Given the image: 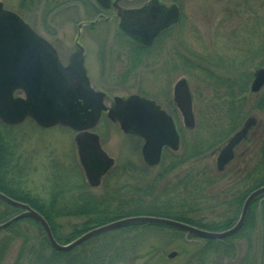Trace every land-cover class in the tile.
I'll return each instance as SVG.
<instances>
[{"label":"rangeland","instance_id":"rangeland-1","mask_svg":"<svg viewBox=\"0 0 264 264\" xmlns=\"http://www.w3.org/2000/svg\"><path fill=\"white\" fill-rule=\"evenodd\" d=\"M1 1L49 40L64 64L78 42V47L84 48L85 66L91 85L105 93L107 105L113 104L116 96L126 98L139 94L156 100L170 112L182 136L180 149L168 150L170 153L188 154L200 140L207 142L211 136L210 128L214 127L218 117L223 116V108L216 104L220 101L217 95L225 92V88L212 82L203 67L227 76L239 64L241 67L247 66L252 72L259 66L257 64L264 62V56L257 58L256 63L250 60V54L258 48L263 27L258 18L260 0H179L177 3L182 6L180 22L145 51L139 50L121 36L115 22L111 26L106 22H98L92 29L84 26L79 34V23H88L92 16L84 15L82 11L76 13L70 8L72 1ZM129 3L138 4V1ZM180 78L189 81L194 95L196 125L192 129L186 128L173 102V87ZM247 96L251 98L249 93ZM257 109L248 115L250 121H254L250 131L252 135L237 146L234 160L225 169L220 171L217 161L219 149L224 145L221 143L216 148L205 150L203 155L192 157L189 163L161 179L154 193L177 197L167 192L166 185L176 182L177 176L185 170L192 167L203 169L208 176L221 178L205 190L203 195L207 202L200 205L198 212L190 215L203 217L204 221L221 220L227 207L220 205L217 195L233 184L230 176H244L250 164L259 157L260 143H254ZM260 110L264 113V107ZM11 127L14 128H9L8 138L14 152L15 166L11 169L10 177L14 181L24 184L25 188L46 202L54 193L79 182L88 186V190L93 193L103 192L107 176L100 185H89L72 129L62 125L44 128L31 119ZM94 131L100 135L104 150L115 159L109 174L122 166L136 168L145 164L141 154L142 140L125 134L118 122H112L104 115ZM246 148L248 150L242 155ZM159 170L160 165L150 167L147 180H155ZM68 192L65 191L61 204L70 200ZM162 198L167 197L163 195ZM258 215L257 229L245 231L234 238V246L230 250L225 248L228 243L223 242L217 245L219 248H210L197 254V250L206 245V241L200 237L184 234L182 238L170 231L163 233L142 229H116L97 236L98 239L88 243L85 248L87 252L92 251L90 254L109 251L117 259L115 264H263L261 247L264 245V213L261 214L260 210ZM83 220L84 217L58 218L61 224L59 233L63 236L69 234L72 227L80 225ZM27 225L34 237L41 235L36 225L29 222ZM41 231L44 233L43 229ZM9 233L5 228L1 230L2 236ZM19 244V240L12 242L2 264H14ZM172 252L176 254L170 257Z\"/></svg>","mask_w":264,"mask_h":264},{"label":"water","instance_id":"water-1","mask_svg":"<svg viewBox=\"0 0 264 264\" xmlns=\"http://www.w3.org/2000/svg\"><path fill=\"white\" fill-rule=\"evenodd\" d=\"M120 15L123 32L149 46L162 30L178 22L180 11L176 5L165 8L158 0H151L139 9L125 10ZM81 55L82 48L78 47L68 64L64 65L55 47L0 1V120L7 125H17L30 118L44 128L60 124L76 131L79 160L91 186L100 185L114 165V158L102 148L99 135L92 131L103 111H107L112 121L119 123L124 133L144 140L141 153L147 165H158L164 148L179 149L180 133L165 109L155 100L138 94L126 98L116 96L113 105L108 107L105 93L91 86ZM263 85L264 67L254 71L251 91L256 93ZM174 101L185 126L194 127L193 97L186 78L176 82ZM243 134V131L237 132L223 147L218 156L220 166L232 160L234 147L242 140ZM263 194L264 185L253 190L246 197L237 221L222 231H211L167 217L134 215L92 228L63 244L56 240L40 212L0 191V199L21 209L17 215L0 223V229L22 218H33L43 228L50 246L62 252L70 251L100 234L134 224L169 226L183 230L187 235L223 239L243 227L251 204ZM175 254L172 252L170 257Z\"/></svg>","mask_w":264,"mask_h":264},{"label":"trees","instance_id":"trees-1","mask_svg":"<svg viewBox=\"0 0 264 264\" xmlns=\"http://www.w3.org/2000/svg\"><path fill=\"white\" fill-rule=\"evenodd\" d=\"M262 19L263 27L260 36H262L263 44L259 41L258 48L250 54L252 56L250 60H254L255 63L257 58L264 56V17ZM260 51L262 52L261 54ZM263 64L264 62H261L257 66L261 67L260 65ZM197 67L202 68L201 65H197ZM203 69L211 77L212 82L223 85L225 88V92L217 95V99L220 101L216 104L217 106L219 105V108H223V116L218 117L216 122H214V127L210 128L211 136L207 142L200 140L193 146L190 153H170L166 150L155 180H147V171L150 167L145 164L136 168L122 166L104 179V188L101 194L89 191L88 186L79 182L74 184V186L54 193L51 195L50 200L46 202L40 196L25 188L24 184L16 182L10 177L15 161L14 152L8 138V130L14 127L7 126L0 121V191L13 199L28 203L40 212L48 221L56 240L63 244L71 242L92 228L134 215L167 217L211 231H222L230 228L238 219L236 216H239L243 202L248 194L264 185V139L260 146L259 157L254 160L253 164L251 163L252 165L250 164L249 169L245 171V174L243 173L244 176L240 178L238 177L240 174L230 176L233 184L217 195V199H220V205L227 207L226 214L219 221H204L203 217H192L190 215V213L198 212L201 208L200 205L207 202L206 197L203 195L205 190L213 186L221 178L210 177L203 169L192 167L185 170L183 174L177 176L176 182H170V184L166 185L167 192L170 194L174 193L177 197L154 193L161 179L189 163L192 157L203 155L205 150L216 148L221 143L225 144L236 131L242 129V124H244L253 110L264 107V91L261 103L256 98V93H251L250 91L254 71L251 72L247 66L241 67V64H239L235 67L234 72L227 76L221 75L218 71L211 68L203 67ZM247 93L251 96L250 99ZM205 146L207 147L205 148ZM230 163L224 167H219L220 171L225 169ZM242 186L244 187L241 188ZM66 190H69L70 200L61 204V198L64 197ZM163 195L167 198L163 199ZM259 202L260 199H256L252 203L243 227L235 235L225 239H203L206 241V245L198 249L197 254L210 248L218 247L217 245L223 242L228 243L225 248L230 250L234 246V238L239 237L245 231L256 230L259 211L261 210V214L262 212L264 213V196L260 205ZM19 212L20 208L0 199V223L10 219ZM64 216L84 217V220L80 225H74L71 232L63 236L59 233L61 224L58 222V218ZM27 222L36 225L41 235L34 237ZM5 229L10 233L2 236V229L0 230V264H2L12 246V242L15 240H19L20 244L14 264H115L117 262L116 257L111 255L109 251H104L103 253L93 252L92 254H90L92 251L87 252L88 250H86L85 246L98 239L97 236L70 251L61 252L49 245L45 234L41 231L42 227L32 218H22ZM138 229L143 231H170L172 234L182 238H184V234L186 236L183 230L157 224H134L121 227L118 230L131 231ZM194 236L193 234L189 235V237ZM261 252L263 253L264 264L263 244Z\"/></svg>","mask_w":264,"mask_h":264},{"label":"flooded vegetation","instance_id":"flooded-vegetation-1","mask_svg":"<svg viewBox=\"0 0 264 264\" xmlns=\"http://www.w3.org/2000/svg\"><path fill=\"white\" fill-rule=\"evenodd\" d=\"M38 1H46L47 2V1H50V0H38ZM66 1H72L73 2V5H71L70 8L72 10H74L76 13H79V12L82 11V12H84V15L88 14L89 16H92V19L89 20L88 23L87 22L79 23V26H78L79 27V29H78L79 30V34H80L81 29L84 26H88V28L90 26V29H92L98 22H103V23L106 22L108 25L110 24V26L112 25L111 23L115 22L119 34L121 36H123L125 39H127L130 42V44H133L135 47H137L141 51H145V50H148L149 48H152V46L156 44V42L158 41V39L161 36L167 34L174 26H176L180 22V19H181V16H182V6L179 3H177V1H179V0H158L162 5H164L165 8H168L170 6L176 5L179 8V11H180L179 20H178V22L176 24H173V25L169 26L168 28L162 30L157 35V37L154 39V41H153V43L151 45L145 46L144 44L138 42L137 40H135L134 38H132V37H130L128 35H126L123 32V30H122V28L120 26V22H121V18H122L121 15H120V12H123L125 10H131V9H139V8L149 4L151 2V0H101V2L99 0H64V3ZM130 1L131 2L138 1V4H136V3L131 4V3H129ZM259 8L260 9H259L258 12L260 14V16H259L260 24L262 25L263 24L262 23V21H263L262 17H263V12H264L263 0H260ZM261 31H262V29H261ZM260 43L263 44L262 36H260ZM78 46H79V44H78V42H76L75 50L72 51V53L78 50ZM72 53L69 55V58L72 55ZM261 53L262 52L260 51V54ZM69 58H68V61H69ZM81 58L84 60L83 61V65H84V67L86 69L85 57H84V48H82ZM68 61H67L66 64H68ZM86 72H87V70H86ZM175 84H174V87H175ZM174 87H173V102L176 105V103L174 101ZM263 91H264V85L258 91V93H256V98L259 100L260 103L262 102ZM192 94H193V92H192ZM108 107H111V106L109 105ZM193 108H194V95H193ZM257 110H258V113H257L256 119L258 120V123H257V130H256L257 132H256V136L254 138V143H255V145L260 143V146H261L262 142H263V139H264V113H263L262 110H260V108L257 109ZM166 112H168V111L166 110ZM168 113L174 119L175 124H176V126L178 128V131H179V133L181 135L179 127H178V125L176 123V119L174 118V116L170 112H168ZM261 113L263 115H261ZM104 115H106L107 118L110 119L108 117L107 111H103L102 115H101V119L98 122V124L96 125V128L98 127V125L101 122V120H102ZM112 122H114V121H112ZM253 123H254V121L251 122L249 118H247L245 120V122L243 124V127H242V128H244V136H243L241 142H243L244 140H247L250 137V135H252V133H250V131H251ZM194 127H187L186 126V128H188V129H192ZM99 137H100V135H99ZM181 140H182V136H181ZM240 143H238V145ZM237 146L234 148V152H235V149L237 148ZM247 148L242 151V155H244L246 153V151L248 150ZM259 199H260V202H259V205H260L261 200H262V196Z\"/></svg>","mask_w":264,"mask_h":264}]
</instances>
